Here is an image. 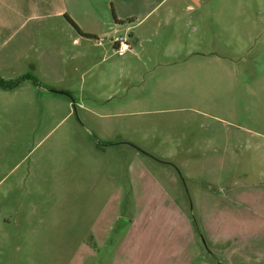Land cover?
Returning <instances> with one entry per match:
<instances>
[{
	"label": "rangeland",
	"instance_id": "1",
	"mask_svg": "<svg viewBox=\"0 0 264 264\" xmlns=\"http://www.w3.org/2000/svg\"><path fill=\"white\" fill-rule=\"evenodd\" d=\"M227 35L206 33L198 54L151 56L163 63L104 41L98 61L113 56L84 74L48 79L38 68L36 85L0 88V264H201L206 235H232L210 210L238 208L234 184L264 190V54ZM113 211L139 225L127 257L125 230L99 246ZM171 241L189 252L165 253Z\"/></svg>",
	"mask_w": 264,
	"mask_h": 264
},
{
	"label": "crops",
	"instance_id": "2",
	"mask_svg": "<svg viewBox=\"0 0 264 264\" xmlns=\"http://www.w3.org/2000/svg\"><path fill=\"white\" fill-rule=\"evenodd\" d=\"M208 32L219 38L223 34H228L226 37L239 35L240 47L264 54V0H0V71L16 72L10 79L15 80L24 75L31 76V72L40 68L43 78L51 79L52 72H61L60 78L69 80L71 76L76 77L74 73H78V69H83L84 74L113 56L106 50L107 59L98 61L104 41L116 54L114 41L119 38L132 45L131 52L136 48L140 54L148 56L145 59L148 63H163L165 61L151 56L198 54ZM87 44L97 52L88 54L85 51ZM75 46H83L77 56L71 55L70 51ZM20 69L23 71L17 73ZM33 76L42 80L35 73ZM257 188L234 184L229 193L235 204H239L238 208L222 210V213L221 209L212 206V214L217 211V215L222 216L214 219L219 222L220 229L224 220H230L235 228L230 232L232 235L224 236V228L217 230L222 238H217L216 234L213 237L206 235L203 245L199 237L194 244L192 232L194 237L192 235L190 240L198 246V255L202 253L200 246L208 251L206 257L197 256L201 264H264V190L257 194ZM253 202L259 207L244 205ZM177 212L181 211L178 209ZM115 213L103 228L106 238L99 234V246L106 244L109 230H125L123 242L127 257V253L138 246V240L132 238L138 233L139 225L135 215L127 225H121L122 217ZM181 219H185V225L190 229L193 223L190 218H185L182 213ZM159 225L155 230L153 227V232L165 231V226ZM220 241L228 249L219 246ZM155 247L157 244L154 243L153 248L160 251ZM184 250L189 252V242L180 248L178 242L171 241L163 249L172 255L180 251L185 255ZM225 250L228 251L223 255ZM214 252L221 255L220 259L210 258L215 257ZM193 258L188 257L187 263L183 261V264H193ZM159 262L167 264V261Z\"/></svg>",
	"mask_w": 264,
	"mask_h": 264
},
{
	"label": "trees",
	"instance_id": "3",
	"mask_svg": "<svg viewBox=\"0 0 264 264\" xmlns=\"http://www.w3.org/2000/svg\"><path fill=\"white\" fill-rule=\"evenodd\" d=\"M25 81H32V83L35 84V85L37 83V79L36 78L30 77L28 75H24V76L18 78L17 80H15V81H4V80L0 79V88L4 89V90H9V89L14 88L18 84H20L22 82H25Z\"/></svg>",
	"mask_w": 264,
	"mask_h": 264
},
{
	"label": "built area",
	"instance_id": "4",
	"mask_svg": "<svg viewBox=\"0 0 264 264\" xmlns=\"http://www.w3.org/2000/svg\"><path fill=\"white\" fill-rule=\"evenodd\" d=\"M115 53L117 55H124L128 52H131L130 45H128L125 39L119 38L114 41Z\"/></svg>",
	"mask_w": 264,
	"mask_h": 264
},
{
	"label": "water",
	"instance_id": "5",
	"mask_svg": "<svg viewBox=\"0 0 264 264\" xmlns=\"http://www.w3.org/2000/svg\"><path fill=\"white\" fill-rule=\"evenodd\" d=\"M121 221L123 222V221H125V223L127 222V224L129 223V220H126V219H120V221H119V223L121 224ZM126 224V225H127Z\"/></svg>",
	"mask_w": 264,
	"mask_h": 264
}]
</instances>
